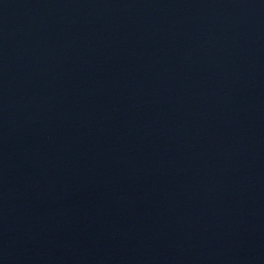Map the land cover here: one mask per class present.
Masks as SVG:
<instances>
[{
  "label": "water",
  "instance_id": "water-1",
  "mask_svg": "<svg viewBox=\"0 0 264 264\" xmlns=\"http://www.w3.org/2000/svg\"><path fill=\"white\" fill-rule=\"evenodd\" d=\"M0 264H264V0H0Z\"/></svg>",
  "mask_w": 264,
  "mask_h": 264
}]
</instances>
